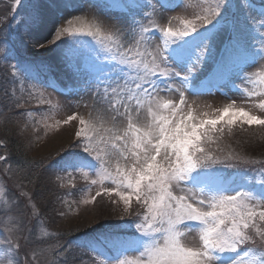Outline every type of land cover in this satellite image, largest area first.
<instances>
[{
	"label": "snow or ice",
	"instance_id": "obj_1",
	"mask_svg": "<svg viewBox=\"0 0 264 264\" xmlns=\"http://www.w3.org/2000/svg\"><path fill=\"white\" fill-rule=\"evenodd\" d=\"M72 6L74 0H32L27 18L17 21V29L24 26L23 34L0 39L5 45L0 58L16 61L11 65L13 80L22 76L62 94L90 93L94 102L106 105L111 114L107 121L74 112L58 122H79L70 144L79 151L69 155L65 150L58 158L59 171L70 182L78 174L98 178L90 181L99 186L92 201L118 197L122 216L131 217L127 221L140 235L117 242L122 258L115 264H264V162L241 182L238 170L248 161L223 146L226 137L237 133L264 137V66L248 71L264 60V31H257L264 30V11L258 12L259 20L248 14L249 0H216L207 7L191 0L189 5L184 0H103L105 9L126 17L107 18L105 30L96 20L74 15L94 9L87 0L76 12L64 10ZM189 6L199 11L179 18L181 28L173 27L178 17L165 13ZM145 8L168 23L145 27ZM233 8L245 13L243 26L225 15ZM55 13L58 18L41 35L49 14ZM154 38L162 43L153 46ZM29 45L51 51L52 62L17 60ZM54 65L62 66L74 86L56 88ZM217 93L228 102L211 113L188 101V94ZM5 96L13 99L3 107L23 119L21 105L35 98V92L29 91L27 99L15 97L14 91ZM50 103L38 100L39 106ZM8 160L0 155V162ZM11 168L6 164L5 173ZM33 195L20 193L29 200ZM17 200L7 211L20 215V235L0 232V264H41L43 253L31 249L29 255L21 244V239L31 243L32 229L24 234ZM187 233H195V245L185 243ZM71 251L63 244L50 246L52 259L43 264H76V257L69 259ZM129 252L136 255L129 258ZM79 264H84L82 259Z\"/></svg>",
	"mask_w": 264,
	"mask_h": 264
},
{
	"label": "rangeland",
	"instance_id": "obj_2",
	"mask_svg": "<svg viewBox=\"0 0 264 264\" xmlns=\"http://www.w3.org/2000/svg\"><path fill=\"white\" fill-rule=\"evenodd\" d=\"M84 2L85 0H79L77 3L76 0L77 4L69 12H76ZM87 2L92 4L94 9L87 13H74V15H85L89 21L96 20L105 30H108L107 18L110 17L114 21L126 18L119 10L105 9L103 0H87ZM239 2L240 0H235V3ZM184 3L189 5L190 0H184ZM215 3L216 0H191V4H200L204 7ZM249 3L251 10L248 14L256 16L259 20L261 17L258 12L264 11V0H249ZM62 6L61 4V8ZM31 10L32 0H20L19 5L17 0H0V39L7 37L11 40L17 31L23 34L24 26L21 24L17 29V21L27 18ZM193 11H199V8L189 6L187 11L177 9L165 15L178 17L173 21L172 26L179 29L181 28L179 18H191ZM141 14H147V19L143 22L145 27L151 28L154 25L168 23L167 20L161 21L158 16L152 15L150 8H145ZM58 15L59 13H55L54 20L58 18ZM225 15L230 19L235 18L241 26L245 23V13L238 8L231 9ZM161 43L162 41L153 39V46ZM256 46L259 47V44L257 43ZM4 47L5 45H0V57L3 56ZM51 55V51L31 48L29 45L27 49H21L16 59H45L52 62ZM14 63H16L15 60L0 58V109H3L0 110V140L5 141L6 145L0 146V155L9 157L7 162H0V232L5 235L8 232L20 235L17 231L21 226L20 215L7 211L11 207V201L19 198L17 202L22 211L24 234H27L28 228L32 229L31 243L25 244L21 239V244L29 255L31 249H35L38 253L42 252L41 264L45 259H52L50 246L56 247L60 244L66 248H72L69 259L76 257V264H79L81 259L84 264H115L117 259L122 258L117 242L134 240L140 235L127 221L131 217L122 216L123 204L119 202L118 197L104 195L92 201L91 197L95 196L99 186L91 185L90 181L98 178L78 174L75 180L70 182V178L59 171L61 161L58 158L63 156L65 150L69 155L79 151L75 147H70V144L74 142V132L79 122L71 121L67 124L58 122L66 120L67 116L74 112L86 118L89 113H92L100 117L102 121H107L111 114L106 111V105L94 102L90 93L68 95L65 92L62 94L59 90L45 87L36 80H25L22 76L13 80L11 65ZM262 66H264V60L258 61L248 71L255 72ZM52 76L57 89L74 86L62 66L54 65ZM32 85H35V89L31 87ZM12 91L15 92V97L25 99L29 91L35 92V98L21 105V108L26 110L23 119L10 115L7 108L3 107L13 99L11 96L6 97L5 93ZM41 93H43L42 97ZM229 95L233 99L237 98L232 93ZM41 98L50 100L51 103L39 106L38 100ZM175 98L178 99V97ZM188 101L199 105L201 111L210 113L212 109L222 107L228 102L218 93L202 96L188 94ZM237 102L239 103V100ZM223 146L226 151H232L248 161L238 170L241 182L243 177L253 176L251 169L261 167V162H264V137L260 135L252 138L237 133L234 137H226ZM17 151L26 156L22 163L16 159ZM6 164L12 166L8 173L4 171ZM246 169L248 171H245ZM71 183H75V189L71 188ZM21 184L22 188L17 187ZM21 192L34 193L33 198L29 200L27 196L21 197ZM114 200L117 203H113ZM138 207L133 199L132 211H136ZM79 236L81 237L78 238ZM3 238L0 236V243L3 242ZM196 240L195 233H187L184 237L185 243L189 245H195ZM89 247L99 255L90 251ZM125 255L133 258L136 253L129 252ZM21 258L23 259V253Z\"/></svg>",
	"mask_w": 264,
	"mask_h": 264
},
{
	"label": "bare ground",
	"instance_id": "obj_3",
	"mask_svg": "<svg viewBox=\"0 0 264 264\" xmlns=\"http://www.w3.org/2000/svg\"><path fill=\"white\" fill-rule=\"evenodd\" d=\"M59 2V1H58ZM79 2V0H77V3ZM76 3V0H74V5H76L77 4ZM73 7V6H72ZM72 7H68V8H66V9H64L65 11H67V12H69L70 11V9H72ZM62 8H63V6H62ZM54 15L55 14H49V16H48V21H47V25H46V27L41 31V35H45L46 33H48L49 32V30H50V28H51V24H52V22L54 21ZM69 18H71V17H69ZM47 52V51H46Z\"/></svg>",
	"mask_w": 264,
	"mask_h": 264
},
{
	"label": "trees",
	"instance_id": "obj_4",
	"mask_svg": "<svg viewBox=\"0 0 264 264\" xmlns=\"http://www.w3.org/2000/svg\"><path fill=\"white\" fill-rule=\"evenodd\" d=\"M17 150V149H16ZM18 152V157H16V159L22 163L23 161H25L24 159H26V156L23 154V153H20V151H17ZM81 236H79L78 238H80Z\"/></svg>",
	"mask_w": 264,
	"mask_h": 264
}]
</instances>
